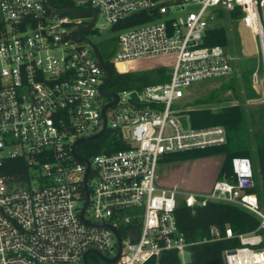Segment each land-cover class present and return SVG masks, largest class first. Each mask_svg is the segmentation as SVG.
<instances>
[{"label": "built area", "instance_id": "1", "mask_svg": "<svg viewBox=\"0 0 264 264\" xmlns=\"http://www.w3.org/2000/svg\"><path fill=\"white\" fill-rule=\"evenodd\" d=\"M70 1L74 7L51 3L90 10L80 16L54 10L47 0H0V264H85V253L88 262L93 250L110 259L118 256L114 264L158 262L164 251L177 250L186 264L191 243L179 230L175 210L180 202L195 207L210 201L238 205L260 221L239 234L230 226L222 234L213 225L203 241L235 236L241 245L224 250L226 264H264V197L251 190L256 185L251 158H233V175L217 177L206 190L166 186L157 175L164 154L227 141L224 125H184L186 108L173 103L194 81L232 75L226 46L202 44L221 10L240 6L243 22L257 23L255 36L263 48L259 9L264 0ZM187 4L200 7L186 11ZM92 8L95 20L87 32L77 33L80 37L113 30L141 11L151 15L117 30L119 49L112 63L119 72L153 59L172 64L165 83L121 92L104 86L118 95L105 109V128L103 107L114 100L99 92L106 72L91 46L72 35L93 20ZM103 128L95 139L108 133L119 148L113 142L91 153L86 143L95 139L75 144ZM6 159L25 160L27 174L5 173Z\"/></svg>", "mask_w": 264, "mask_h": 264}, {"label": "trees", "instance_id": "2", "mask_svg": "<svg viewBox=\"0 0 264 264\" xmlns=\"http://www.w3.org/2000/svg\"><path fill=\"white\" fill-rule=\"evenodd\" d=\"M56 6L74 7L70 0H52ZM221 10L217 16L221 15ZM244 13L240 6L231 10L232 17H241ZM151 19L147 11H141L129 16L124 21L113 26V30L146 22ZM210 25L203 37V45H224L227 44V33L224 26L216 24ZM98 48V47H97ZM98 51L104 62L110 67L112 79L109 83V90L121 92L123 90L141 89L150 84L165 83L171 77V71L167 67H156L149 70L119 72L117 67L112 63V56L104 54L99 48ZM254 69L243 71V80L246 86V98L258 96L251 85L250 76ZM235 79L228 83L222 89L235 88ZM221 91V92H222ZM220 102L214 95L205 99L196 100L195 107L185 109L181 113L187 115L189 123L194 128H201L215 124H221L226 127L227 141L222 145L210 146L204 149H194L175 153L164 154L159 163L175 161L183 158H190L207 154H222L218 177L233 175V158L248 157L250 158V136L249 120L253 126H260L261 129L255 131L257 139L256 156L258 162L259 177L255 175L256 185L253 192H256L260 198L264 197V186L260 185V179L264 183V104L258 105L255 109L250 110L247 117L245 108L241 103H230L216 109L205 106L204 104ZM106 133L101 139L88 141L86 144L92 147L91 153L102 151L105 145L113 143L119 148L117 141L108 140ZM14 170H20V176L27 174L28 165L23 159H6L3 171L14 175ZM175 217L179 230L183 233L185 239L191 243L187 246L188 260L186 264H226L224 250L230 247L241 245L237 237L221 238L217 240L203 241L211 236V226L216 225L225 234L226 226H230L234 234L250 232L259 224V218L252 212L234 204L210 201L203 206L188 207L180 202L175 210ZM261 246H264V241ZM145 264H182L177 250L164 251L158 262L150 259Z\"/></svg>", "mask_w": 264, "mask_h": 264}, {"label": "rangeland", "instance_id": "3", "mask_svg": "<svg viewBox=\"0 0 264 264\" xmlns=\"http://www.w3.org/2000/svg\"><path fill=\"white\" fill-rule=\"evenodd\" d=\"M200 5L187 4L186 11H197ZM260 18L264 26V7L259 9ZM244 13L241 17H232L231 11H222L217 19V23L226 29L227 44L226 49L232 56L233 73L230 77H211L192 82L189 86L184 88V96L178 101H175L174 107L180 109H190L195 107L196 100L205 99L208 96L214 95L220 99V102L204 104L214 109L228 105L230 103H241L245 108L247 117H249L250 110L255 109L260 104H264V51L255 33L244 26ZM253 28V27H252ZM255 29L253 28V31ZM119 31L110 28L105 29L99 33L94 30L86 33V36L93 41L96 46L106 55L116 56L119 45L117 36ZM133 70L141 71L154 69L156 67H167L172 70L170 59H153L146 63H136L127 65ZM254 69L250 76L252 87L255 89L258 96L253 98H246V86L243 80V71L246 69ZM257 73L260 83L256 82L254 74ZM235 79V88H227L222 91L226 84L233 82ZM110 87L108 86L107 89ZM222 91V92H221ZM181 122L184 125L189 123L187 115L181 117ZM249 121V136H250V158L252 160L255 175L259 177L258 162L256 156L257 139L254 135L255 131L261 127L253 126ZM223 160L222 154H207L199 155L190 158H183L175 161H168L159 163L157 167V175L160 183L166 186L176 185L182 189L206 190L210 188L214 180L218 177L219 168ZM260 185L264 183L260 179ZM188 256V254H187ZM90 264H114L107 263L99 256L90 253L88 256Z\"/></svg>", "mask_w": 264, "mask_h": 264}, {"label": "water", "instance_id": "4", "mask_svg": "<svg viewBox=\"0 0 264 264\" xmlns=\"http://www.w3.org/2000/svg\"><path fill=\"white\" fill-rule=\"evenodd\" d=\"M47 5H48V7H50V8H52V9H54V10H57V11H59V12H69V13H71V14H75V15H80V16H84V15H86L87 14V12L90 10V8L88 9V10H86V11H84V12H77V11H74V10H72V9H70V8H67V7H65V8H59V7H55L54 5H52V3H51V0H47ZM92 10L94 11V18H93V20L87 25V26H85L84 28H82V29H80V30H75V31H73V37L75 38V39H77V40H85L90 46H91V48L93 49V51H94V53L96 54V57H97V59H98V62H99V64L101 65V67L105 70V72H106V80L99 86V92H100V94H102V95H104V96H107V97H109V96H113L114 97V100L113 101H111V102H109V103H107L104 107H103V117H104V128H105V126H106V118H105V115H104V112H105V109L109 106V105H112V104H114L116 101H117V99H118V95L116 94V93H107V92H105L104 90H103V87L104 86H106V85H108L110 82H111V79H112V72H111V69H110V67L104 62V60L102 59V57H101V55H100V53H99V51H98V48H97V46H96V44L93 42V41H91L88 37H80V36H78L77 35V33L78 32H82V33H84V32H87L89 29H90V26L92 25V23H93V21L95 20V17H96V10L95 9H93L92 8ZM263 51H264V45H263ZM104 128H103V130H101L99 133H97V134H95V135H90V136H85V137H82V138H80V139H78V141H76L75 142V144L77 143V142H79V141H85V140H89V139H95V138H98V137H100L101 135H102V133H103V131H104ZM75 144L73 145V152H74V147H75ZM75 156L76 157H78V158H80V159H84V160H86V158H84V157H82V156H78V155H76V153H75ZM87 173H88V171H87ZM87 173H86V176H85V191H86V200L88 201V188H87V186H86V178H87ZM86 201V202H87ZM84 210V209H83ZM83 210H82V212H81V216H83ZM117 234H118V232H117ZM93 252L94 253H96L100 258H102L104 261H106L107 263H111V262H113V261H115L116 259H117V257H114V258H107L105 255H103L102 253H100V252H98V251H96V250H93ZM87 254L88 253H85V255H84V263L85 264H88V262H87Z\"/></svg>", "mask_w": 264, "mask_h": 264}, {"label": "bare ground", "instance_id": "5", "mask_svg": "<svg viewBox=\"0 0 264 264\" xmlns=\"http://www.w3.org/2000/svg\"><path fill=\"white\" fill-rule=\"evenodd\" d=\"M251 14H253V11L251 12ZM254 16H255V14H254ZM253 21H254V19H253ZM244 26L247 27V28H249L253 32V34H254L255 33V30L257 29V26L258 25H257L256 22H252V25L251 26L255 29L254 31H253V28L252 27H248L245 23H244Z\"/></svg>", "mask_w": 264, "mask_h": 264}, {"label": "flooded vegetation", "instance_id": "6", "mask_svg": "<svg viewBox=\"0 0 264 264\" xmlns=\"http://www.w3.org/2000/svg\"><path fill=\"white\" fill-rule=\"evenodd\" d=\"M97 255V254H96ZM98 256V255H97Z\"/></svg>", "mask_w": 264, "mask_h": 264}]
</instances>
